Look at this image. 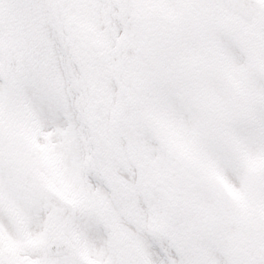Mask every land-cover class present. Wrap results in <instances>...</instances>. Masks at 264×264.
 <instances>
[{
	"label": "snow or ice",
	"instance_id": "snow-or-ice-1",
	"mask_svg": "<svg viewBox=\"0 0 264 264\" xmlns=\"http://www.w3.org/2000/svg\"><path fill=\"white\" fill-rule=\"evenodd\" d=\"M0 264H264V0H0Z\"/></svg>",
	"mask_w": 264,
	"mask_h": 264
}]
</instances>
